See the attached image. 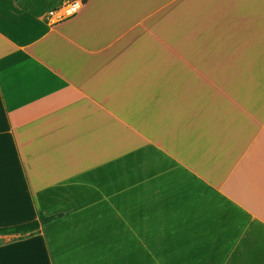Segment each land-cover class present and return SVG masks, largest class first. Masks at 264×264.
I'll return each instance as SVG.
<instances>
[{"label": "crops", "instance_id": "crops-1", "mask_svg": "<svg viewBox=\"0 0 264 264\" xmlns=\"http://www.w3.org/2000/svg\"><path fill=\"white\" fill-rule=\"evenodd\" d=\"M0 0V264H264V0Z\"/></svg>", "mask_w": 264, "mask_h": 264}, {"label": "built area", "instance_id": "built-area-1", "mask_svg": "<svg viewBox=\"0 0 264 264\" xmlns=\"http://www.w3.org/2000/svg\"><path fill=\"white\" fill-rule=\"evenodd\" d=\"M84 4V0H69L68 2L48 10L44 19L47 23H56L75 15Z\"/></svg>", "mask_w": 264, "mask_h": 264}, {"label": "trees", "instance_id": "trees-1", "mask_svg": "<svg viewBox=\"0 0 264 264\" xmlns=\"http://www.w3.org/2000/svg\"><path fill=\"white\" fill-rule=\"evenodd\" d=\"M57 216L58 215H44L43 213H39L38 218L35 220L14 226L0 227V234H32L38 231L42 225L55 219Z\"/></svg>", "mask_w": 264, "mask_h": 264}]
</instances>
